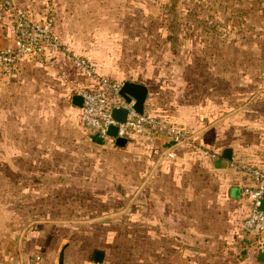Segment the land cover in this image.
Instances as JSON below:
<instances>
[{
    "label": "crops",
    "instance_id": "obj_1",
    "mask_svg": "<svg viewBox=\"0 0 264 264\" xmlns=\"http://www.w3.org/2000/svg\"><path fill=\"white\" fill-rule=\"evenodd\" d=\"M12 1L35 18H42L50 3L55 33L75 54L90 60L94 57L92 50L97 48L93 41L104 40V29L99 27L121 24L123 10L137 9L135 3L120 0ZM139 13L137 20L131 19L142 25L146 13ZM117 33L106 29L105 39H114ZM12 34L11 19L0 7V48L11 40ZM152 53V49H144L134 55L149 57ZM92 62L103 75L122 83L144 85V112L161 115L192 134L189 142L176 146L161 135L151 138L152 146L157 148L154 151H160L158 162L164 175V192L146 194L148 201L162 203L153 208L151 202L146 214L154 224L141 225L137 236H142L144 243L155 239L157 244L153 245V240L155 248L141 251L129 247L126 230L115 224L100 225L102 232L91 227L90 231L78 229L65 234L46 220H24L53 217L50 207L57 197L51 192L58 183L50 170L78 167L79 162L71 158L68 165L57 164L63 162L60 158L66 151L81 156L82 144L88 148L87 132L79 127V107L72 103V97L79 95L78 89L87 81L61 53L49 52L41 62L22 59L13 77L0 83L2 250L7 251V243L13 241L22 264H264V252L248 250L239 235L248 201L240 189L244 176L232 166L236 161L254 162L264 170V129L257 130V139L250 147H244L239 142L224 140L228 135L219 128L232 119L229 105L238 97L235 99L230 92L218 98L214 84H201L197 76L191 84L179 83L170 80L163 69L153 77L152 67L111 70L98 60ZM257 78V90L262 95L264 68H258ZM258 105L262 106L264 121V98ZM98 138L119 149L132 146L129 138L122 147L116 146L113 139ZM225 148L231 149V160L223 156ZM41 201L51 202L42 206ZM96 249L104 252L100 263L90 260ZM35 256L41 259L39 263ZM2 258L6 259L3 255Z\"/></svg>",
    "mask_w": 264,
    "mask_h": 264
},
{
    "label": "rangeland",
    "instance_id": "obj_2",
    "mask_svg": "<svg viewBox=\"0 0 264 264\" xmlns=\"http://www.w3.org/2000/svg\"><path fill=\"white\" fill-rule=\"evenodd\" d=\"M120 1L133 2L137 9L123 10L121 24L99 27L104 29V40L93 41L97 48L92 50L91 59L111 70L152 67L153 77L163 69L170 80L179 83L191 84L197 76L201 84H214L218 98L231 92L235 99L238 97L229 105L232 119L219 128L228 135L224 140L250 147L257 139V130L264 129L262 106L258 105L264 92L260 95L257 90L258 68H264V0ZM139 12L146 13L142 25L135 21L141 16ZM106 29L117 31L116 37L105 39ZM144 49H152L151 56L134 55ZM79 127L87 132L88 148L82 144L81 156L66 151L60 158L63 162L57 164L68 165L71 158L79 162L78 167L50 170L58 183L51 192L57 197L50 201L53 217L24 220H46L65 234L78 229L90 231L91 227L102 232L100 225L105 223L120 225L126 230L129 247L140 251L155 248V239L144 243L143 237L137 236L141 225L154 224L146 214L151 202L153 208L162 203L148 201L146 194L164 192L160 151H154L157 148L152 146V137L129 138L132 146L119 149L108 140H99L95 132L83 125L80 116ZM50 202L41 201L40 205ZM7 246V251L0 247V264L2 259L3 264H22L13 241Z\"/></svg>",
    "mask_w": 264,
    "mask_h": 264
},
{
    "label": "built area",
    "instance_id": "obj_3",
    "mask_svg": "<svg viewBox=\"0 0 264 264\" xmlns=\"http://www.w3.org/2000/svg\"><path fill=\"white\" fill-rule=\"evenodd\" d=\"M0 7L8 13L13 28L11 40L0 48V83L13 77L18 63L24 58L45 60L49 52L61 53L71 62L87 84L77 93L82 98L80 120L83 125L102 139L110 125L117 126V136L129 138L132 135L154 137L161 135L173 145H180L192 139L191 132L182 125L169 121L161 115L139 114L133 109V101H126L121 95L122 82L98 72L94 62L71 51L54 30V9L49 3L42 18H35L30 12L19 8L12 0H0ZM113 108L127 109L124 122L112 118ZM233 168L245 179L241 195L248 201V211L239 227L243 246L264 252V170L252 162H232ZM257 228V233L254 230ZM39 263L41 259L35 256Z\"/></svg>",
    "mask_w": 264,
    "mask_h": 264
},
{
    "label": "water",
    "instance_id": "obj_4",
    "mask_svg": "<svg viewBox=\"0 0 264 264\" xmlns=\"http://www.w3.org/2000/svg\"><path fill=\"white\" fill-rule=\"evenodd\" d=\"M121 95L126 99V101H133V109L139 113H144V102L147 96V89L144 85L131 82V81H124L121 86L120 90ZM72 103L77 106H82V98L80 95H74L72 97ZM112 118L117 122H124L127 115V109L125 108H113L111 110ZM107 135L114 140L116 146H124L128 139L126 137L117 136V126L110 125L107 129ZM223 156L231 160V149L225 148L223 151ZM261 209L264 210V199L261 203ZM254 233H257V228L254 230ZM104 257V252L102 250H94L91 254L90 260L94 263L102 262Z\"/></svg>",
    "mask_w": 264,
    "mask_h": 264
},
{
    "label": "trees",
    "instance_id": "obj_5",
    "mask_svg": "<svg viewBox=\"0 0 264 264\" xmlns=\"http://www.w3.org/2000/svg\"><path fill=\"white\" fill-rule=\"evenodd\" d=\"M167 119V118H166Z\"/></svg>",
    "mask_w": 264,
    "mask_h": 264
}]
</instances>
